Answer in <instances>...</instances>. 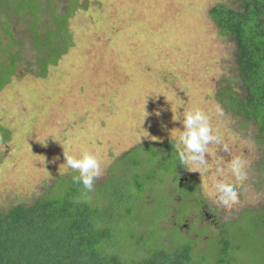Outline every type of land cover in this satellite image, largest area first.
I'll return each mask as SVG.
<instances>
[{
    "label": "rangeland",
    "instance_id": "rangeland-1",
    "mask_svg": "<svg viewBox=\"0 0 264 264\" xmlns=\"http://www.w3.org/2000/svg\"><path fill=\"white\" fill-rule=\"evenodd\" d=\"M28 1H22L25 10ZM40 4L39 23L57 29L55 43L66 46L55 64L44 46H35L31 25L8 21L7 14L0 20L2 27L12 26L17 41L12 43L0 28V64L9 56L16 63V72L0 89V210L29 205L49 191L55 193L58 178L78 175L66 168L64 154L96 155L102 174L95 181H106L111 166L115 165L113 172L123 170L126 152L144 142L173 141L183 129L175 116L200 109L209 116L221 144L209 145L206 174L183 166L178 175L181 185L186 176L194 178V196L203 198L208 209L206 216L196 211L185 216L183 230L193 225L192 261L220 264L221 257L222 264H264V142L257 139L252 120L215 98L225 84L237 90L239 82L235 45L219 32L207 11L218 4L236 7L239 0H64L65 7L76 5L68 36L50 25L45 0ZM57 17L63 20L65 15ZM43 60L46 71L40 75ZM9 71L5 64L0 75ZM237 156L247 161L242 184H236L228 168ZM166 159L173 161V154ZM218 181L236 185L239 199L230 209L210 195ZM164 182L161 192L169 194L178 180L168 176ZM177 196L169 206L171 214L143 233L155 236L144 243L147 247L162 239L179 246V235L163 230L179 213ZM147 205L149 219L150 195ZM131 230L125 227L115 243L135 255L140 246L129 239ZM223 237L229 240L225 248Z\"/></svg>",
    "mask_w": 264,
    "mask_h": 264
},
{
    "label": "trees",
    "instance_id": "trees-1",
    "mask_svg": "<svg viewBox=\"0 0 264 264\" xmlns=\"http://www.w3.org/2000/svg\"><path fill=\"white\" fill-rule=\"evenodd\" d=\"M22 1L28 0H0V20L7 14L8 21L31 25L29 30L35 29L32 33L35 46H44L50 54L49 60L55 64L66 49L55 43L58 30L39 23L41 0H29L27 10ZM63 4L64 0H45V11L51 13L50 25L67 35L68 20L76 5ZM207 12L219 32L235 45V77L239 82L237 90L225 84L215 98L237 115L252 120L258 131L257 139L264 142V0H239L236 7L218 4ZM57 15L65 17L61 20ZM0 28L3 35L17 44L12 26L0 25ZM5 64L10 71L0 75V89L16 72L14 56L0 64L1 70ZM46 65L47 60H43L40 75L45 74ZM172 144L173 141L164 140L134 146L121 159L123 170L113 172L115 165L111 166L106 181H94L87 202L81 184L73 183L72 178H58L59 186L53 188L55 193L49 191L29 205L17 203L6 211L0 210V264H195L191 253L192 243L195 245L191 239L193 225L184 230L182 226L191 211L204 216L203 211L208 209L203 198L194 196L198 187L192 176H186V182L181 185L178 175L184 167L177 161ZM167 154H173L174 160H167ZM168 176L178 180L169 194L161 192ZM148 194L153 207L149 219L145 214ZM174 195L180 199L175 207L180 208L179 215L166 221L168 228L163 230L179 235V246L162 239L153 248L147 247L144 243L154 241L155 236L150 238L143 233L157 227L159 218L171 214L169 206ZM130 226L129 239L136 240L135 246H140L135 255L127 254L126 248L115 243L124 228ZM220 243L225 248L229 240L223 237ZM218 262L222 264L221 257Z\"/></svg>",
    "mask_w": 264,
    "mask_h": 264
},
{
    "label": "clouds",
    "instance_id": "clouds-1",
    "mask_svg": "<svg viewBox=\"0 0 264 264\" xmlns=\"http://www.w3.org/2000/svg\"><path fill=\"white\" fill-rule=\"evenodd\" d=\"M216 111L219 115H223L221 109L217 108ZM173 120L179 121L183 125V129L173 138L172 146L176 149L177 161L189 171L206 174L209 164L205 154L207 153L208 156L210 154L209 145L221 144V137L213 131L209 116L200 109H191L176 115ZM223 151H228L227 144H223ZM64 158L66 168L78 172V175L72 176V181L82 185L84 202H87V193L93 190L94 181L102 174L99 159L87 151L82 152L78 157L64 154ZM246 166L247 161L239 156L232 158L228 163V168L236 184H242L247 179ZM218 171L222 172L223 170L218 169ZM210 195L215 196L216 202L226 209L232 208L239 199L236 185L225 181L216 182ZM80 202L77 200V203Z\"/></svg>",
    "mask_w": 264,
    "mask_h": 264
},
{
    "label": "flooded vegetation",
    "instance_id": "flooded-vegetation-1",
    "mask_svg": "<svg viewBox=\"0 0 264 264\" xmlns=\"http://www.w3.org/2000/svg\"><path fill=\"white\" fill-rule=\"evenodd\" d=\"M203 214H205L206 215V213L203 211Z\"/></svg>",
    "mask_w": 264,
    "mask_h": 264
}]
</instances>
